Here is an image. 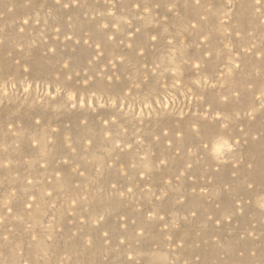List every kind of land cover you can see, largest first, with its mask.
<instances>
[{
  "label": "rangeland",
  "instance_id": "1",
  "mask_svg": "<svg viewBox=\"0 0 264 264\" xmlns=\"http://www.w3.org/2000/svg\"><path fill=\"white\" fill-rule=\"evenodd\" d=\"M0 264H264V0H0Z\"/></svg>",
  "mask_w": 264,
  "mask_h": 264
}]
</instances>
